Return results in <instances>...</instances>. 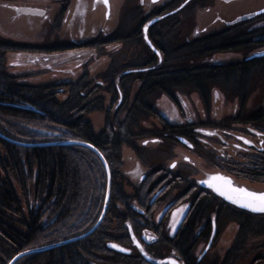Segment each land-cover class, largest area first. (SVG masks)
<instances>
[{
  "label": "flooded vegetation",
  "instance_id": "1",
  "mask_svg": "<svg viewBox=\"0 0 264 264\" xmlns=\"http://www.w3.org/2000/svg\"><path fill=\"white\" fill-rule=\"evenodd\" d=\"M255 2L124 0L115 27L90 37L68 23L76 0H0V35L56 49L21 55L74 52V61L84 62L69 76L114 69L132 88L127 103L140 101L134 95L146 81L133 82L131 74H153L152 86L168 90L153 101L150 145L122 148L127 234L110 243L129 264H264V215L237 209L197 183L220 172L264 187V2ZM91 8L109 21L113 0H93ZM119 97L107 96L106 109L87 117L103 114L104 123ZM126 150L130 169L122 171Z\"/></svg>",
  "mask_w": 264,
  "mask_h": 264
},
{
  "label": "trees",
  "instance_id": "2",
  "mask_svg": "<svg viewBox=\"0 0 264 264\" xmlns=\"http://www.w3.org/2000/svg\"><path fill=\"white\" fill-rule=\"evenodd\" d=\"M76 10L70 9V15ZM46 50L56 51L0 35V264L22 252L78 238L101 217L108 185L104 164L88 147L60 144L67 141L91 144L106 159L111 174L107 213L90 235L14 264H129L130 257L110 246L119 234H127L120 213L128 200L121 183L122 148L141 151L150 145L153 138L145 131L156 116L153 101L168 90L152 86L153 74H131L133 82L146 81L134 95L140 101L127 103L132 88L124 87L125 74L114 69L96 78L85 72L34 80L30 66L40 65L35 61L43 56L19 52ZM120 93L123 104L107 113L103 125L86 118L106 109L107 96L114 102Z\"/></svg>",
  "mask_w": 264,
  "mask_h": 264
},
{
  "label": "rangeland",
  "instance_id": "3",
  "mask_svg": "<svg viewBox=\"0 0 264 264\" xmlns=\"http://www.w3.org/2000/svg\"><path fill=\"white\" fill-rule=\"evenodd\" d=\"M81 1V3H83L82 7H79V10H76L71 12V15L69 16V22L71 24V26L73 25L74 22V27H79L80 31L81 28L85 27V31L88 32V36L93 37L94 35L98 34L100 31L104 30L106 31L107 27H115L116 22L119 18V13H120V9L122 7L123 1L124 0H113V8L114 10L111 13V17L109 19V21H102V17H100L99 12L97 10L93 11L91 8V3L93 2V0H79ZM264 2V0H256V4L258 3H262ZM72 9H76V3L75 6H73ZM8 19V16H6ZM201 20V17H199ZM200 20H198L199 24ZM79 30L77 33H79ZM84 30H82L80 32V34H84ZM120 46H117L115 48H110L108 47V51H112L115 50L117 48H119ZM106 50V49H105ZM106 50V51H107ZM100 54H102L103 49L100 48ZM70 56L69 57H61V56H43L40 59H37L35 61V64L39 63L40 65L38 66H30L33 71V75H32V79L37 80V81H47L49 79H54L57 80L58 78L62 79L64 77H66L68 75V73H73L74 71H78L79 68H75V65L77 63L82 64L81 62L84 61H74L77 58V54L74 52H70L69 53ZM67 55V54H66ZM106 55V54H105ZM64 58V59H63ZM95 60H99L100 64H102L103 62L106 61L105 57L99 58L98 56L94 57ZM115 59L121 61V57L116 56ZM42 62V63H41ZM90 62H92V60H89V62H87L86 65H88ZM66 64V65H63ZM117 65L119 66V62H117ZM86 67V66H85ZM96 71L95 69H92L91 72ZM74 72V73H76ZM66 73V74H64ZM160 106H162V103L160 104ZM87 119L92 120L93 124H96V126H101L103 123V114L100 113H96L93 115H89L87 117ZM153 120L150 121L149 124L152 123ZM101 124V125H99ZM146 127V126H145ZM130 154L129 150H126L124 152L123 158L125 159L124 165L122 167V171H128L130 169L129 166V158L127 157V155ZM135 159V158H134ZM15 185V184H14ZM126 191L128 193H131V190L126 189ZM172 195H176L175 193H173ZM172 198V197H171ZM185 206H182V208L180 209H184ZM178 212L176 214H174V220L172 219V221L169 223V225H174L175 221L178 220ZM262 223H264V221H261ZM111 245H115L113 243H110ZM112 247V246H111ZM116 249H120L118 246L113 247Z\"/></svg>",
  "mask_w": 264,
  "mask_h": 264
},
{
  "label": "water",
  "instance_id": "4",
  "mask_svg": "<svg viewBox=\"0 0 264 264\" xmlns=\"http://www.w3.org/2000/svg\"><path fill=\"white\" fill-rule=\"evenodd\" d=\"M60 144H65V145H72L73 144V145H81V146L88 147L98 155V157L100 158V160L104 164V167H105L106 172H107V177H108V185H107L106 198H105V202H104V208H103L101 217L99 218L96 225L86 234H84L78 238L63 241V242H60L57 244H53V245L40 247V248H36V249H32V250L22 252V253L18 254L16 257H14L9 264H14L19 258H21L23 256H27V255L33 254V253L43 252V251L49 250L51 248H54V247H57V246H60V245L66 244L68 242L75 241V240H78V239H81V238H84V237L90 235L99 227V225L102 223V221H103V219L107 213V209H108L109 201H110L111 174H110L109 165H108L106 159L104 158V156L101 154V152L97 148H95L91 144H87L84 142L67 141V142H62ZM227 181H230V183H227ZM197 183L202 188L209 190L212 194L219 197L225 203H228L237 209H240V210L252 213V214H256V215H264V213H262V212H253L247 208L240 207L238 204L232 203L230 200L219 195V193L215 190L216 188H220V189L225 190V191H229L230 189H244L246 192H253V193H256L259 195V194H264V187L250 186V185L241 183V182L237 181L236 179L232 178L231 176L220 173V172L205 174L203 176V178L198 180ZM210 185H211V187H210ZM230 194L233 195L234 197H237V198H243V195H244L242 192H239V191L230 192Z\"/></svg>",
  "mask_w": 264,
  "mask_h": 264
},
{
  "label": "snow or ice",
  "instance_id": "5",
  "mask_svg": "<svg viewBox=\"0 0 264 264\" xmlns=\"http://www.w3.org/2000/svg\"><path fill=\"white\" fill-rule=\"evenodd\" d=\"M106 2L107 0H105V3ZM172 166L174 167L175 165ZM227 183H230V181H227ZM215 190L219 193V195L225 197L234 204H238L240 207L247 208L253 212L264 213V194L258 195L253 192H246L244 189H230L229 191H225L220 188H216ZM236 191L242 192L244 194L243 198H237L230 194V192H236ZM111 246L116 247V245H111Z\"/></svg>",
  "mask_w": 264,
  "mask_h": 264
}]
</instances>
